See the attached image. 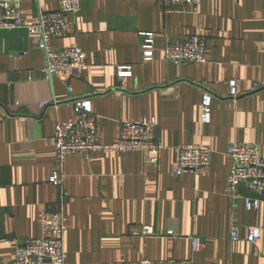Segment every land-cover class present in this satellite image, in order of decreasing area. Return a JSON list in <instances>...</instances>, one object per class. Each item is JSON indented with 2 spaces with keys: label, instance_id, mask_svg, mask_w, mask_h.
<instances>
[{
  "label": "crops",
  "instance_id": "crops-1",
  "mask_svg": "<svg viewBox=\"0 0 264 264\" xmlns=\"http://www.w3.org/2000/svg\"><path fill=\"white\" fill-rule=\"evenodd\" d=\"M59 2L23 0L27 22L57 10ZM81 4L68 16V35L53 42L55 48L81 47L87 67L77 75L46 79L44 53L27 29L0 27V264L13 263L25 238L41 236L39 214L60 210L61 192L69 264L143 258L153 264H264V195L257 208L247 209L248 184L235 198L227 182L231 144L257 145L264 157V0H203L198 13L166 11L160 0ZM142 31L154 33L152 61L143 60ZM193 31L207 39L206 62L166 61V45ZM119 66H132V75L120 81ZM233 79L238 97L230 95ZM204 91L213 96L207 123L201 119ZM72 97L92 100L104 143L120 138L124 121L155 118L164 145L159 164L147 165L139 151L79 154L59 163L53 137L59 121L77 117ZM181 144L208 146L209 166L176 175ZM55 168L62 173L60 187L50 182ZM145 225L163 235L135 234ZM233 226L238 240L231 237ZM247 226L261 228L257 244L245 239Z\"/></svg>",
  "mask_w": 264,
  "mask_h": 264
},
{
  "label": "built area",
  "instance_id": "built-area-1",
  "mask_svg": "<svg viewBox=\"0 0 264 264\" xmlns=\"http://www.w3.org/2000/svg\"><path fill=\"white\" fill-rule=\"evenodd\" d=\"M164 9L198 13L203 0H160ZM23 0H0L2 16L1 28L24 27L34 37L35 44L45 56L43 74L51 80L55 75L67 74L69 76L80 74L87 67L86 54L80 46L70 45L64 48H55L54 40L65 37L69 33V15L81 11V0H60L57 10L40 12L32 22H27L22 6ZM141 49L144 61L155 58L154 33L140 32ZM207 39L196 31L184 40L168 43L165 47V60L173 62L176 66L191 63L206 62ZM132 75V66H119L118 78L120 81ZM230 95L238 97L236 80H230ZM254 89L259 85L254 84ZM74 98V97H72ZM213 96L204 91L202 95L203 123L210 122L212 115ZM77 108V117L71 120L59 121L56 124L54 144L57 160L62 163L67 156L85 154H107L118 151L127 153L139 151L145 156L147 165L159 164L160 152L164 145L160 139V124L155 119L145 118L141 121H124L121 125L120 138L113 143L100 141L97 128V118L93 111L92 100L89 97L74 98ZM46 103L41 104L45 106ZM178 162L173 172L176 175L184 173L198 174L210 164L211 149L205 144H181L177 147ZM232 160V165L227 176L228 188L235 198L242 197L239 188L248 184L252 196H244L247 209L257 208L260 196L264 195V157L257 145L250 143L234 142L227 151ZM50 182L60 187L62 173L53 169ZM65 194L60 195V210L41 212L39 223L41 236L25 238L16 249L15 259L12 264H69L65 258V236L68 229L64 214ZM236 205V204H235ZM137 235H163L153 226H143ZM167 235H173L168 231ZM231 237L238 240V229L233 226ZM261 238L259 226H247L245 239L252 244H257ZM9 242V240H4ZM202 242L199 237L193 238V248L199 250ZM122 264H153V261L143 258L137 261L123 262Z\"/></svg>",
  "mask_w": 264,
  "mask_h": 264
}]
</instances>
